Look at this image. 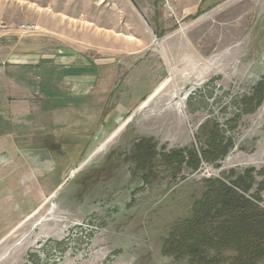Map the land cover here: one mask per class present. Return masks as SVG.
Wrapping results in <instances>:
<instances>
[{
    "label": "rangeland",
    "instance_id": "obj_1",
    "mask_svg": "<svg viewBox=\"0 0 264 264\" xmlns=\"http://www.w3.org/2000/svg\"><path fill=\"white\" fill-rule=\"evenodd\" d=\"M263 75L264 0H0V264H189L163 246L206 180L264 197ZM209 122L222 160L164 162Z\"/></svg>",
    "mask_w": 264,
    "mask_h": 264
},
{
    "label": "trees",
    "instance_id": "obj_2",
    "mask_svg": "<svg viewBox=\"0 0 264 264\" xmlns=\"http://www.w3.org/2000/svg\"><path fill=\"white\" fill-rule=\"evenodd\" d=\"M263 100L264 75L252 87L251 93L238 102L236 117L255 112ZM198 140L201 144L198 150H176L164 154L162 159L176 169L187 165L195 170L201 162L215 164L222 160L232 146L214 122L200 129ZM146 151L138 167L151 162L150 147H146ZM253 172L255 169L246 170L244 176L227 183L218 179L206 180L189 217L178 222L168 233L164 255L177 260L187 259L189 264H221L222 254L232 250L235 254L228 264H264V209L259 206L264 197L258 190L250 193Z\"/></svg>",
    "mask_w": 264,
    "mask_h": 264
},
{
    "label": "crops",
    "instance_id": "obj_3",
    "mask_svg": "<svg viewBox=\"0 0 264 264\" xmlns=\"http://www.w3.org/2000/svg\"><path fill=\"white\" fill-rule=\"evenodd\" d=\"M98 127H101V126H98ZM98 127H97V128H98ZM108 128H110L111 131L113 130V129H112L113 127H111V126H109Z\"/></svg>",
    "mask_w": 264,
    "mask_h": 264
},
{
    "label": "bare ground",
    "instance_id": "obj_4",
    "mask_svg": "<svg viewBox=\"0 0 264 264\" xmlns=\"http://www.w3.org/2000/svg\"><path fill=\"white\" fill-rule=\"evenodd\" d=\"M98 33V32H97Z\"/></svg>",
    "mask_w": 264,
    "mask_h": 264
},
{
    "label": "built area",
    "instance_id": "obj_5",
    "mask_svg": "<svg viewBox=\"0 0 264 264\" xmlns=\"http://www.w3.org/2000/svg\"><path fill=\"white\" fill-rule=\"evenodd\" d=\"M33 28V27H32Z\"/></svg>",
    "mask_w": 264,
    "mask_h": 264
}]
</instances>
